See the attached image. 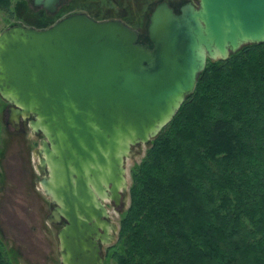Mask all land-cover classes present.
<instances>
[{"label": "water", "instance_id": "obj_1", "mask_svg": "<svg viewBox=\"0 0 264 264\" xmlns=\"http://www.w3.org/2000/svg\"><path fill=\"white\" fill-rule=\"evenodd\" d=\"M31 1L49 14L60 5ZM146 30L151 46L119 19L74 12L0 31V97L43 137L40 185L49 223L61 225V264H103L118 231L105 203L128 197L125 159L171 121L207 59L264 42V0H194L177 12L161 0Z\"/></svg>", "mask_w": 264, "mask_h": 264}, {"label": "trees", "instance_id": "obj_2", "mask_svg": "<svg viewBox=\"0 0 264 264\" xmlns=\"http://www.w3.org/2000/svg\"><path fill=\"white\" fill-rule=\"evenodd\" d=\"M76 1L60 0L49 14L0 0V13L41 29ZM129 172V203L103 264H264V42L207 59ZM0 264H12L1 240Z\"/></svg>", "mask_w": 264, "mask_h": 264}, {"label": "rangeland", "instance_id": "obj_3", "mask_svg": "<svg viewBox=\"0 0 264 264\" xmlns=\"http://www.w3.org/2000/svg\"><path fill=\"white\" fill-rule=\"evenodd\" d=\"M27 1L25 0L28 10H32L31 0ZM154 1L145 0L143 4L135 5L139 18L144 14L148 15ZM129 2L135 4L133 0H120L118 3L113 0H77L75 10L66 15L95 6V9L90 11H95L93 14L98 16H104L108 11L112 14L116 12L118 5L125 8L126 4L130 5ZM175 10H178L177 5ZM23 19L20 16L9 17L5 12H1L0 31L8 27L9 22L32 27L26 25ZM137 30L139 41L150 44L146 27ZM5 104L4 100L0 101V240L12 264H61L57 238V231L61 225L49 223L48 215L53 204L40 185V179L46 176V173L39 169V149L43 137L35 136L30 128L26 132H15L14 129L6 127ZM145 148L146 145H135L125 159L128 180L131 166L140 161ZM128 203L127 197L116 208L111 201H106L113 224L118 225ZM107 263L115 264L112 259Z\"/></svg>", "mask_w": 264, "mask_h": 264}, {"label": "flooded vegetation", "instance_id": "obj_4", "mask_svg": "<svg viewBox=\"0 0 264 264\" xmlns=\"http://www.w3.org/2000/svg\"><path fill=\"white\" fill-rule=\"evenodd\" d=\"M113 1L118 3L120 0H113ZM133 1L135 2V4L132 3V2L131 3L129 2L130 5L126 4L125 8H123L121 5H118V9H117L116 12H114L112 14L111 11H108L106 14H104V16H98L96 14H93V12H95V11H90L92 9H95V6L94 7H86V9L80 10L79 12H85L86 14H88L89 16L94 18L95 20L119 19L123 23H125L126 25H128L131 28H134L135 30H137L138 28H142V27H146L147 26L148 16H149V14H150V12H151V10L153 8L149 11V13H148V15L146 17H145V14H144L142 17L140 16V18H139V15H137L138 9L135 7V5L138 3V1L137 0H133ZM159 1H161V0H159ZM166 1L168 2V4L171 7H173V9H175L176 5H177V7L179 9V7L182 4H184V3L188 2V1H192V0H166ZM137 32H138V30H137ZM4 102H6V101H4ZM4 108H5V111H4V123H5L6 127H10L12 129H14L15 132H26L30 128L29 121H30V119L33 118V116H30V117H27V118L19 117V118H17L18 119L17 120L16 118H13L14 116H10V113H11L10 112L11 111L10 108H11V106H10L9 103L6 102V104L4 105ZM5 115H6V117H5ZM33 133H35V136L41 135L40 133H37V132H34V131H33ZM104 248H103V250H104ZM6 254H7V252H6ZM7 257L9 259V261L11 262V259L8 256V254H7Z\"/></svg>", "mask_w": 264, "mask_h": 264}, {"label": "bare ground", "instance_id": "obj_5", "mask_svg": "<svg viewBox=\"0 0 264 264\" xmlns=\"http://www.w3.org/2000/svg\"><path fill=\"white\" fill-rule=\"evenodd\" d=\"M18 120V119H17Z\"/></svg>", "mask_w": 264, "mask_h": 264}]
</instances>
